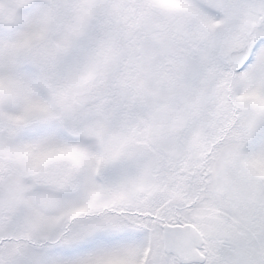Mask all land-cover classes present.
Listing matches in <instances>:
<instances>
[{
    "label": "snow or ice",
    "instance_id": "6c2138e0",
    "mask_svg": "<svg viewBox=\"0 0 264 264\" xmlns=\"http://www.w3.org/2000/svg\"><path fill=\"white\" fill-rule=\"evenodd\" d=\"M0 264H264V0H0Z\"/></svg>",
    "mask_w": 264,
    "mask_h": 264
}]
</instances>
